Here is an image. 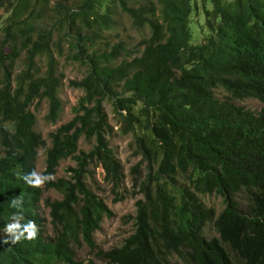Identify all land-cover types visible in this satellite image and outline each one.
Here are the masks:
<instances>
[{
    "label": "trees",
    "instance_id": "obj_1",
    "mask_svg": "<svg viewBox=\"0 0 264 264\" xmlns=\"http://www.w3.org/2000/svg\"><path fill=\"white\" fill-rule=\"evenodd\" d=\"M9 2L12 24L0 40V264H95L76 259L82 245L103 264H264V0H84L76 9L64 7L60 30L71 36L87 73L69 83L83 92L72 118L49 135L45 188L61 195L45 200L54 235L40 205L43 188L34 183L47 142L32 111L36 101L47 100L51 123L62 111L54 32L35 36L21 20L29 3ZM116 3L135 27L149 30L138 56L122 58V43L109 52L86 50L93 39L82 29H108ZM193 19L203 24L196 42ZM22 52L28 69L15 79ZM40 58L47 59L44 77L35 76ZM245 98L258 99L262 108L235 103ZM105 99L140 156L130 175L142 194L134 233L107 251L97 249L94 233L112 211L85 181L96 163L113 202L125 197L123 167L107 140L112 126ZM81 137L94 140L88 152L78 148ZM67 158L75 162L68 177L52 179ZM213 193L223 197L220 212L199 197ZM208 222L217 235H205ZM30 224L38 229L31 240Z\"/></svg>",
    "mask_w": 264,
    "mask_h": 264
},
{
    "label": "rangeland",
    "instance_id": "obj_2",
    "mask_svg": "<svg viewBox=\"0 0 264 264\" xmlns=\"http://www.w3.org/2000/svg\"><path fill=\"white\" fill-rule=\"evenodd\" d=\"M83 1L84 0H25L26 3H29V9L24 13V16L21 17L22 21L27 19L29 21V25L36 29V33L34 34L35 36L42 31L52 30L54 32L53 53L56 62V75L61 78L62 85L58 91V96L62 103V111L56 123H51L46 119L49 111V104L47 100L42 101L40 104H37L38 101H36L34 106H32V111L36 115L35 130L37 133L41 134L47 142V146L45 148L39 149V157L36 163V176L43 188V196L40 205L43 213L48 219L47 233L49 235H54V232L53 227L50 224L49 208L45 206V200L61 199V195L54 189L47 190L45 188L46 178H44L43 172L45 170L46 151L51 147L49 135L60 125L68 122L72 118L73 114L71 112V108L76 105L83 92L81 89L69 86V83L81 81L87 73V66L75 59L77 49L71 45V36H67L65 34V30H60V20L64 17V7L76 9L83 3ZM140 1L142 3L146 2V0ZM10 8L11 3L9 0H0V40H3L6 35L4 31L5 27L12 24L11 17L13 15V10H9ZM109 9L111 23L108 29H82L83 34L89 35L93 39L92 43L87 44L86 50L88 52L94 50L98 53L103 51L109 52V48L111 46L116 45L117 43H122L126 51V54H124L122 58H128L131 55L138 56L143 49L141 41L149 36V30L146 27L143 29L135 27L129 16L120 9L118 3H116V5L111 4ZM198 20L193 19L192 21V25L196 26L193 29L194 42L201 37L199 29L200 25L202 26L203 24L201 23V20ZM94 32L95 34L92 35ZM59 41H62V44L58 49L55 46L58 45ZM8 51L9 50L6 52L8 53ZM27 58V52H22L20 58L15 64V79L17 76L27 71ZM47 69V59L40 58L35 65V71H37L35 76L44 77L47 73ZM217 94L221 99H226L227 92L224 89L219 88L217 90ZM235 103L254 111H259L263 106V103L256 98L235 100ZM102 105L106 111L108 121L112 126V130L109 131V134H107V140L116 158L120 160L125 176L124 186L122 189V194L125 197L121 201L116 202H113L114 194L112 193L110 186L104 180V171L100 165L92 163L89 167L85 180L88 187L96 195L102 198L105 204L112 211V216L110 218L104 217L99 230L94 233L97 249L107 251L122 246L125 239L134 233V217L137 211L136 202L142 197V194L138 193L131 185L130 167L140 160L139 155H133L134 148L131 144L133 142L132 136L121 131L118 115L114 112L110 100L105 99ZM138 107L139 104H137L136 108ZM93 145V139L87 140L81 137L78 141L79 150L85 152L92 149ZM1 152L2 147L0 144V155ZM74 166L75 162L72 158L61 160L56 169V174L51 178L54 180L62 177L67 178L69 175L67 169ZM185 181V179H182V182ZM199 197L207 207H214L217 212H220L224 208L225 203L221 195L216 193L199 194ZM242 205L245 206V202H242ZM204 231L207 237L217 235V231L212 222L207 223ZM76 259L84 262L91 260L95 264H103V261H100L96 256H94V254L90 252L85 245L76 249Z\"/></svg>",
    "mask_w": 264,
    "mask_h": 264
},
{
    "label": "clouds",
    "instance_id": "obj_3",
    "mask_svg": "<svg viewBox=\"0 0 264 264\" xmlns=\"http://www.w3.org/2000/svg\"><path fill=\"white\" fill-rule=\"evenodd\" d=\"M34 183L35 184H39L40 182H39V180H36V181H34ZM13 227L14 226H11V225L8 226L7 229H6V231L11 232L13 230ZM25 231H27V233H28L26 239L31 240V239H34L35 238L38 229L33 224H30L29 227L25 229ZM19 240H20V237L17 236V237H15L12 240V242L15 243V242H17Z\"/></svg>",
    "mask_w": 264,
    "mask_h": 264
}]
</instances>
